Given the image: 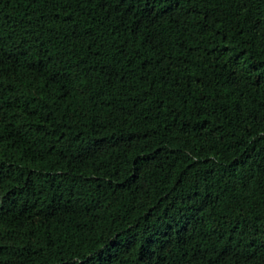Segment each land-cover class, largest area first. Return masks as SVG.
<instances>
[{"label":"trees","instance_id":"16d2710c","mask_svg":"<svg viewBox=\"0 0 264 264\" xmlns=\"http://www.w3.org/2000/svg\"><path fill=\"white\" fill-rule=\"evenodd\" d=\"M0 264H264V0H0Z\"/></svg>","mask_w":264,"mask_h":264}]
</instances>
